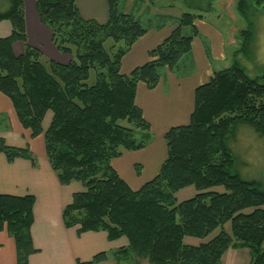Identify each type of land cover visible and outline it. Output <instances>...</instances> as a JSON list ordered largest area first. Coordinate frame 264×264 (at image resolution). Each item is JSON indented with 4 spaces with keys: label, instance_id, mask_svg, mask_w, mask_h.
Returning <instances> with one entry per match:
<instances>
[{
    "label": "trees",
    "instance_id": "1",
    "mask_svg": "<svg viewBox=\"0 0 264 264\" xmlns=\"http://www.w3.org/2000/svg\"><path fill=\"white\" fill-rule=\"evenodd\" d=\"M107 2L108 18L99 23L82 18L75 0H35L52 43L73 57L61 64L42 60V53L27 43L23 0H0V21L11 24V33L0 37V92L9 97L32 137L43 134L46 157L59 182L83 185L63 209L65 227L78 226L77 234L103 230L109 240L128 239L127 246L77 264L120 263L132 256L150 264H220L229 248H246L249 264H264V188L232 171L235 158L227 142L238 123L264 134V71L251 77L234 62L213 72L195 89L188 124L165 133L166 158L157 175L133 190L111 162L146 145L150 124L135 102L137 84L157 87L160 70H171L190 51L196 22L203 17L181 13L169 35L149 51V59L125 75L121 59L146 28L119 9V0ZM235 4L247 27L238 32L241 41L234 54L250 56L254 17L264 0ZM185 27L189 34H183ZM107 39L113 41L110 53L104 46ZM15 41L24 44L18 56L12 50ZM92 69L95 81L88 84ZM48 111L53 115L43 131ZM0 152L8 162L25 158L36 164L28 147L7 145L2 137ZM188 186L197 193L176 203L175 193ZM215 186L225 191L211 190ZM34 202L33 195L0 193V230L15 242V264H28L37 252L31 237ZM228 222L230 232L224 228ZM217 228L206 242L184 243L186 236L203 238Z\"/></svg>",
    "mask_w": 264,
    "mask_h": 264
},
{
    "label": "crops",
    "instance_id": "2",
    "mask_svg": "<svg viewBox=\"0 0 264 264\" xmlns=\"http://www.w3.org/2000/svg\"><path fill=\"white\" fill-rule=\"evenodd\" d=\"M75 2L82 18L99 23L107 20V0ZM23 3L27 43L39 49L44 58L67 64L73 57L54 46L50 29L39 19L35 0H23ZM121 11L126 13L124 8ZM128 13L137 17L136 12L129 10ZM178 19L179 16L168 21L163 19L154 26H146V32L122 57L121 73L127 75L134 68L143 65L149 59V51L169 35ZM196 28L198 32L190 51L171 70H160L161 80L157 87L150 89L143 82L137 84L135 102L150 124V133L144 148L124 151L111 162L119 176L133 190L139 189L157 175L166 158L165 133L171 127L188 124L194 109L195 89L209 81L213 72L220 70L219 62L226 58V39L223 33L204 18L198 19ZM10 33V22L0 21V37H6ZM231 40L230 43L235 44L233 38ZM12 50L18 56L23 53L24 44L15 41ZM52 115L51 111L46 112L42 120L43 131L48 128ZM0 137L7 145L28 147L36 160L35 165L25 158H15L8 162L0 152V193L35 197L31 237L37 252L28 257V264H77V260H90L98 252H112L128 245L125 236L109 240L107 232L103 230L77 234L78 226L65 227L63 209L71 203L74 193L83 190V185L79 181L66 185L59 182L46 157L43 134L32 137L22 127L11 100L2 92ZM15 263V242L6 230H0V264ZM109 264L119 263L110 259Z\"/></svg>",
    "mask_w": 264,
    "mask_h": 264
},
{
    "label": "rangeland",
    "instance_id": "3",
    "mask_svg": "<svg viewBox=\"0 0 264 264\" xmlns=\"http://www.w3.org/2000/svg\"><path fill=\"white\" fill-rule=\"evenodd\" d=\"M236 0H119L120 9L136 12L142 26L156 25L165 20H173L183 12H189L202 17L210 24L218 28L226 39V58L219 62L218 69L231 66L238 62L251 77H256L264 71V7H261L257 16L254 17V39L251 43V55L244 53L234 54L240 46L238 32L247 27V20L237 12ZM135 17V16H134ZM135 17V18H137ZM137 18V19H138ZM138 19V20H139ZM3 21V20H2ZM191 32L189 27L183 29V34ZM235 42L231 44L230 41ZM113 41L107 39L104 43L106 50L110 53ZM39 50V49H38ZM40 51V50H39ZM40 53H42L40 51ZM43 55V54H42ZM43 58L42 60H45ZM95 71L90 70L86 82L93 84ZM17 116V115H16ZM19 121V120H18ZM23 127V126H22ZM141 132H138L140 134ZM235 162L233 172H237L244 179H255L264 188V134L256 132L251 126L243 123L236 124L234 132L228 137ZM211 190L223 192V186H215ZM197 190L194 186H188L175 193L176 203L194 196ZM224 228L230 232L229 222ZM220 231L217 228L203 238L186 236L184 243L199 244L206 242ZM118 249V248H117ZM250 254L246 248H229L222 256L220 264H249ZM119 264H150L145 258L132 256L127 261Z\"/></svg>",
    "mask_w": 264,
    "mask_h": 264
}]
</instances>
